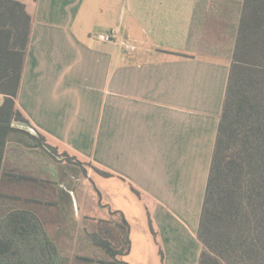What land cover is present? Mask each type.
Segmentation results:
<instances>
[{
  "label": "crops",
  "instance_id": "1",
  "mask_svg": "<svg viewBox=\"0 0 264 264\" xmlns=\"http://www.w3.org/2000/svg\"><path fill=\"white\" fill-rule=\"evenodd\" d=\"M16 1L31 19L15 99L27 129L138 190L160 264H177L181 235L197 234L243 0Z\"/></svg>",
  "mask_w": 264,
  "mask_h": 264
},
{
  "label": "trees",
  "instance_id": "2",
  "mask_svg": "<svg viewBox=\"0 0 264 264\" xmlns=\"http://www.w3.org/2000/svg\"><path fill=\"white\" fill-rule=\"evenodd\" d=\"M30 21L22 3L0 0V184L6 156L13 164L33 147L45 149L56 163L66 157L71 169L87 174L90 166L110 177L56 152L27 129L15 99ZM19 201L18 194L0 188V264H127L119 259L130 243L123 217L117 224L99 219L85 234L84 253L70 255ZM196 236L202 247L197 264H264V0H243Z\"/></svg>",
  "mask_w": 264,
  "mask_h": 264
},
{
  "label": "rangeland",
  "instance_id": "3",
  "mask_svg": "<svg viewBox=\"0 0 264 264\" xmlns=\"http://www.w3.org/2000/svg\"><path fill=\"white\" fill-rule=\"evenodd\" d=\"M56 152L62 150L57 148ZM47 153L40 151L34 157L29 153H20L13 164L8 163L7 155L0 184L4 193L18 194L21 197L18 205L35 212L46 223L47 232L56 238L67 254L84 253L85 234L99 219H108L115 224L125 220L130 243L128 251L119 259L127 264H160L158 249L163 248V240L157 229L150 226L149 203L143 205L138 194L130 188L115 179L104 178L88 165L87 174L80 167L73 166L72 172L77 171V176L73 174L71 182L62 181L64 166L56 163ZM65 164L71 169V165ZM69 169L66 171L69 172ZM67 187L73 193L72 206L64 192ZM7 201L11 202V199ZM166 238L176 240L177 236ZM181 238V255L177 264H184L181 256L186 254V249L195 257L194 253L202 248L195 234H183ZM170 249L168 252L172 255Z\"/></svg>",
  "mask_w": 264,
  "mask_h": 264
},
{
  "label": "built area",
  "instance_id": "4",
  "mask_svg": "<svg viewBox=\"0 0 264 264\" xmlns=\"http://www.w3.org/2000/svg\"><path fill=\"white\" fill-rule=\"evenodd\" d=\"M98 39L103 42H109V41H112V35L107 34V33H101V34H98Z\"/></svg>",
  "mask_w": 264,
  "mask_h": 264
},
{
  "label": "bare ground",
  "instance_id": "5",
  "mask_svg": "<svg viewBox=\"0 0 264 264\" xmlns=\"http://www.w3.org/2000/svg\"><path fill=\"white\" fill-rule=\"evenodd\" d=\"M188 245V244H187ZM179 247V246H178ZM189 247V246H188ZM177 248V247H176ZM180 248V247H179ZM193 249H194V247H193ZM193 251V250H192ZM181 251H179V253H180ZM194 253V252H193ZM182 254H184V253H182ZM194 254H196V253H194ZM178 255V254H177ZM186 254H184V256H185ZM181 257H183V256H181ZM186 257V256H185ZM187 258H188V256H187ZM186 258V259H187ZM184 259V258H183ZM185 260V259H184ZM186 262V261H185Z\"/></svg>",
  "mask_w": 264,
  "mask_h": 264
}]
</instances>
